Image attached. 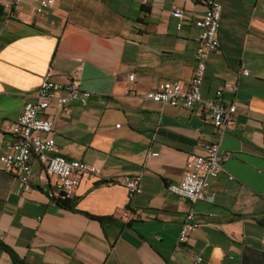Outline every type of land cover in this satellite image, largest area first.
<instances>
[{
  "label": "crops",
  "instance_id": "obj_1",
  "mask_svg": "<svg viewBox=\"0 0 264 264\" xmlns=\"http://www.w3.org/2000/svg\"><path fill=\"white\" fill-rule=\"evenodd\" d=\"M7 1L0 0V155L10 140L5 127L45 73L65 83L80 68L87 105L69 104L68 116L53 106V138L58 154L98 174L80 178L67 210L48 198L54 180L37 161L28 191L0 169V243L24 264H191L195 256L264 264V0H218L220 47L200 92L210 99L220 90L236 107L219 147L230 158L206 192L214 202L194 205L201 226L184 245L177 238L191 206L167 187L181 180L187 156L205 155L216 137L201 108L145 95L191 80L194 22L206 0H53L42 15L37 0H23L14 15ZM174 9L187 18L180 30ZM138 174L142 193L129 199L116 180ZM0 264H13L3 251Z\"/></svg>",
  "mask_w": 264,
  "mask_h": 264
},
{
  "label": "built area",
  "instance_id": "obj_2",
  "mask_svg": "<svg viewBox=\"0 0 264 264\" xmlns=\"http://www.w3.org/2000/svg\"><path fill=\"white\" fill-rule=\"evenodd\" d=\"M23 0H8L7 7L11 15L20 8ZM53 0H37L35 12L44 14L51 9ZM206 12L194 22L200 32L195 41L194 52L195 69L191 80L182 82H163L156 91L149 92L145 98L172 108H184L191 111L199 107L211 125L216 140L205 147V155L190 154L187 156L183 176L178 183L169 184V193L190 204L181 226L177 243L184 245L189 237L201 226V221L194 210V205L205 201L213 203L215 195L206 192L218 175L223 173V164L230 158V154L221 152L220 141L233 121L236 113L234 104L226 103L222 92L216 91L210 99L201 97V86L205 79L210 57L219 50V29L222 6L218 0H206ZM172 17L178 20L177 30L182 28L187 18L184 11L174 9ZM241 76L247 77L248 71L242 70ZM129 83L135 81V74L127 78ZM81 69H76L65 83L53 79L49 69L43 76L38 88L24 103L19 117L8 126L4 132L10 138L0 155V169L16 177L21 187L28 191L32 187V162L35 160L43 171L54 180V187L48 192V198L56 201H71L84 175H96L98 170L86 163L67 160L60 154L53 138V121L49 110L59 107L64 115L69 112L66 107L71 103H78L84 107L90 97L89 93L80 89ZM157 154H149V157ZM142 174L124 176L116 180L128 193L129 199L142 193ZM232 180V177H229ZM191 264H205L201 256H195Z\"/></svg>",
  "mask_w": 264,
  "mask_h": 264
},
{
  "label": "trees",
  "instance_id": "obj_3",
  "mask_svg": "<svg viewBox=\"0 0 264 264\" xmlns=\"http://www.w3.org/2000/svg\"><path fill=\"white\" fill-rule=\"evenodd\" d=\"M56 205L64 208V209H67V210H73V204L71 201H56ZM108 218H105V219H98L100 221H103V220H107ZM121 226H124L125 224L123 223H120ZM0 251H3L5 253H7L10 258H11V262L13 264H24L12 251L11 249H9L7 246L3 245L0 243Z\"/></svg>",
  "mask_w": 264,
  "mask_h": 264
}]
</instances>
